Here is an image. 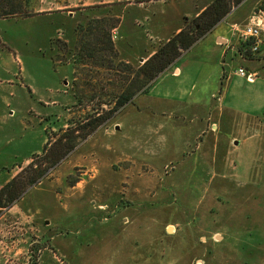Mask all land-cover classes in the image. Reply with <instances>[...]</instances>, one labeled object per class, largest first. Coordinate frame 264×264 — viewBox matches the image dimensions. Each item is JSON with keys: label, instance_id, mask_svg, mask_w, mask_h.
Segmentation results:
<instances>
[{"label": "rangeland", "instance_id": "obj_1", "mask_svg": "<svg viewBox=\"0 0 264 264\" xmlns=\"http://www.w3.org/2000/svg\"><path fill=\"white\" fill-rule=\"evenodd\" d=\"M35 1L28 9L36 16ZM261 6L264 0L254 15ZM117 13L106 9L80 24L88 25L82 38L90 57L63 40L77 41L79 24L73 32L70 17L0 19V188L48 142L57 148L68 132L75 143L14 210L2 212L0 263L40 264L47 248L43 264H264L262 127L254 144L243 142L245 134L236 153L227 160L221 154L199 175L202 166L171 162L158 134L149 133L151 142L140 148L121 141L114 128L124 108L86 139L77 137L135 77L118 67L129 62L100 43L102 32L118 25ZM263 38L257 51L254 40L238 38L243 55H257ZM186 148L185 155L194 151ZM44 163L37 160L42 169ZM170 225L175 232H167Z\"/></svg>", "mask_w": 264, "mask_h": 264}, {"label": "crops", "instance_id": "obj_2", "mask_svg": "<svg viewBox=\"0 0 264 264\" xmlns=\"http://www.w3.org/2000/svg\"><path fill=\"white\" fill-rule=\"evenodd\" d=\"M211 1L36 0L41 7L33 11L36 16L74 19L71 24L74 32L76 25L84 24L103 10H118L114 16L119 22L112 29V40L122 60L138 64L151 57L161 42L179 33L190 19L199 16ZM249 1L252 0L233 9L162 73L147 93L139 94L124 108L120 114L122 121L114 128L121 141L124 136L131 148L132 145L140 148L151 142L153 137L148 138L149 133L158 134V142L168 141L165 147L171 162L202 166L195 170L198 175L207 172L206 166L217 164L221 154L227 160L230 152L236 153L241 146L239 138L245 134L243 142L254 144L256 133L261 127L264 129V121L260 119L264 113V76L261 75L264 41L260 52L247 58L233 32L235 25L260 23L264 36V13L253 14L261 0H254L248 11L243 12L242 7ZM62 38L69 46L77 44L74 37L71 41ZM240 68L254 74V80L240 76ZM186 147L194 151L185 155ZM12 210L14 207L7 213ZM169 228L175 227H167L168 233ZM46 249L42 251L40 264ZM57 263L60 264L59 260Z\"/></svg>", "mask_w": 264, "mask_h": 264}, {"label": "trees", "instance_id": "obj_3", "mask_svg": "<svg viewBox=\"0 0 264 264\" xmlns=\"http://www.w3.org/2000/svg\"><path fill=\"white\" fill-rule=\"evenodd\" d=\"M245 1L246 0H212L199 16L195 17L192 21L187 23L179 33L163 43L137 70H135L134 66L131 64L120 60L118 62V67H122L123 72L127 73L129 71L130 74L135 76L134 79L129 83L128 88L116 97L111 104L112 108L105 111L103 115L90 120L87 124V126L91 127L90 130L88 132L85 131L81 136L77 137L86 139V137L94 132L100 125L111 120L127 105L132 104L134 98L138 94L147 93L155 80L178 61L183 53L190 50L199 40L212 31L219 22L229 15L234 8L238 7ZM28 5L29 0H0V19H27L35 16V14L28 9ZM259 11L264 13V6H261ZM89 24L90 29L88 31L92 34L95 28L92 27V22ZM87 26L79 25L77 27V42H79L77 44L79 46V54L81 57L84 53L85 56L90 55L86 52L87 43L82 38V34ZM115 27H117V23L112 26L111 30H105L102 32L100 35V43L106 44L107 51L113 53L118 60L119 53L112 40V29ZM245 56L247 55L245 54ZM108 69L120 72V69L117 68L108 67ZM87 126L85 125L82 129L85 130ZM66 133L68 134V132ZM67 134L64 135V138H61L59 144L55 145L57 148H52V145L48 142L41 154L34 155L30 159V163L27 167L22 169V171L11 181L0 188V216L4 210H8L17 204L28 189L41 182L51 168L57 166L71 151L75 149V143L73 142L74 138L70 139ZM41 157L45 161V168L43 169L41 168L42 164H37V160Z\"/></svg>", "mask_w": 264, "mask_h": 264}, {"label": "built area", "instance_id": "obj_4", "mask_svg": "<svg viewBox=\"0 0 264 264\" xmlns=\"http://www.w3.org/2000/svg\"><path fill=\"white\" fill-rule=\"evenodd\" d=\"M263 24H254V25H249L244 28H240L237 25L233 27L234 31L238 34V38L241 41H248V40H254L255 42V47L254 51L258 50V44L261 42L262 37H263ZM238 74L244 78H246L249 81H253L255 78L254 74H248L243 68H240L238 70Z\"/></svg>", "mask_w": 264, "mask_h": 264}]
</instances>
